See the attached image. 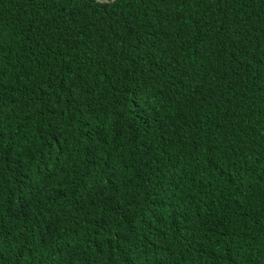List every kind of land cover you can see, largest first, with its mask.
Returning a JSON list of instances; mask_svg holds the SVG:
<instances>
[{"label":"trees","instance_id":"16d2710c","mask_svg":"<svg viewBox=\"0 0 264 264\" xmlns=\"http://www.w3.org/2000/svg\"><path fill=\"white\" fill-rule=\"evenodd\" d=\"M0 264H264V0H0Z\"/></svg>","mask_w":264,"mask_h":264},{"label":"water","instance_id":"95a60500","mask_svg":"<svg viewBox=\"0 0 264 264\" xmlns=\"http://www.w3.org/2000/svg\"><path fill=\"white\" fill-rule=\"evenodd\" d=\"M106 1V0H105Z\"/></svg>","mask_w":264,"mask_h":264}]
</instances>
